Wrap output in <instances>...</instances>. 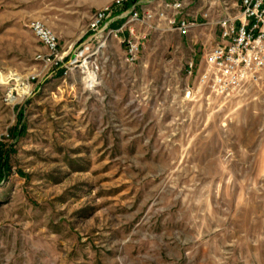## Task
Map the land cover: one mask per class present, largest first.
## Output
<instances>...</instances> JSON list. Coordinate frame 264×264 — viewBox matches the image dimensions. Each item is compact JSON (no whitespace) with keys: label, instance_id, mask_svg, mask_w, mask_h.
Here are the masks:
<instances>
[{"label":"rangeland","instance_id":"374dc122","mask_svg":"<svg viewBox=\"0 0 264 264\" xmlns=\"http://www.w3.org/2000/svg\"><path fill=\"white\" fill-rule=\"evenodd\" d=\"M110 2L0 0V264H264V89L211 94L202 50L174 33L134 64L117 39L76 62Z\"/></svg>","mask_w":264,"mask_h":264},{"label":"built area","instance_id":"2783aa9c","mask_svg":"<svg viewBox=\"0 0 264 264\" xmlns=\"http://www.w3.org/2000/svg\"><path fill=\"white\" fill-rule=\"evenodd\" d=\"M129 4L126 10L117 12ZM45 54L38 56L48 73L64 75L58 39L39 20L28 23ZM174 33L192 37L201 52L203 67L197 81L216 96L255 86L264 89V0H111L90 17L76 62L101 53L112 39L125 46V61L134 64L143 42L151 35ZM84 82L94 85L97 70L83 63ZM193 59L186 63L188 76L195 73ZM1 141V140H0Z\"/></svg>","mask_w":264,"mask_h":264},{"label":"bare ground","instance_id":"6f19581e","mask_svg":"<svg viewBox=\"0 0 264 264\" xmlns=\"http://www.w3.org/2000/svg\"><path fill=\"white\" fill-rule=\"evenodd\" d=\"M10 77L11 76H2L1 73H0V79L3 81V82H6V81H9L10 80ZM25 93V88L20 90V92L18 94H24ZM10 97V96H9ZM13 100V99H12Z\"/></svg>","mask_w":264,"mask_h":264},{"label":"trees","instance_id":"16d2710c","mask_svg":"<svg viewBox=\"0 0 264 264\" xmlns=\"http://www.w3.org/2000/svg\"><path fill=\"white\" fill-rule=\"evenodd\" d=\"M128 7H129V4L125 5L123 8H121V9L118 10L117 12H121V11H123V10H126ZM59 74H61V73H59Z\"/></svg>","mask_w":264,"mask_h":264}]
</instances>
